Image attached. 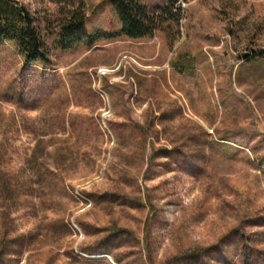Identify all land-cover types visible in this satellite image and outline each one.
I'll return each instance as SVG.
<instances>
[{
  "label": "rangeland",
  "instance_id": "rangeland-1",
  "mask_svg": "<svg viewBox=\"0 0 264 264\" xmlns=\"http://www.w3.org/2000/svg\"><path fill=\"white\" fill-rule=\"evenodd\" d=\"M16 1L50 65L0 43V264H264V0H179L138 39L109 0Z\"/></svg>",
  "mask_w": 264,
  "mask_h": 264
},
{
  "label": "trees",
  "instance_id": "trees-1",
  "mask_svg": "<svg viewBox=\"0 0 264 264\" xmlns=\"http://www.w3.org/2000/svg\"><path fill=\"white\" fill-rule=\"evenodd\" d=\"M115 7L122 23L121 34L131 39L151 37L160 30L165 20L179 22V0H167L166 6L157 13H150L136 0H109ZM66 20L59 25V37L63 49H70L84 33L87 15L82 5L69 10ZM15 43L27 65L42 63L50 65L46 42L35 16L16 0H0V43ZM0 191L11 196L9 182L0 170Z\"/></svg>",
  "mask_w": 264,
  "mask_h": 264
}]
</instances>
